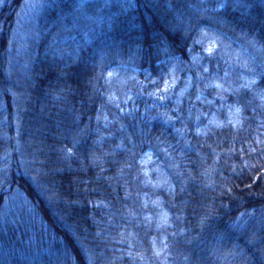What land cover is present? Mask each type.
I'll list each match as a JSON object with an SVG mask.
<instances>
[{
	"label": "trees",
	"instance_id": "trees-1",
	"mask_svg": "<svg viewBox=\"0 0 264 264\" xmlns=\"http://www.w3.org/2000/svg\"><path fill=\"white\" fill-rule=\"evenodd\" d=\"M0 264H264V0H0Z\"/></svg>",
	"mask_w": 264,
	"mask_h": 264
},
{
	"label": "rangeland",
	"instance_id": "rangeland-1",
	"mask_svg": "<svg viewBox=\"0 0 264 264\" xmlns=\"http://www.w3.org/2000/svg\"><path fill=\"white\" fill-rule=\"evenodd\" d=\"M202 35L197 39L199 43L204 42L206 43L205 47L207 49H211V52L213 50L215 51L216 49H221L222 52H225L226 55H229L232 58H236L240 60L239 62L237 61V64L244 65L246 66L248 63H246L240 56V53L236 48L231 47L229 44L226 43V45L223 43V35L221 36L219 31L214 30V29H203L201 31ZM201 57V56H200ZM240 58V59H239ZM194 60H199L200 58H196L193 56ZM245 63V64H244ZM233 64V63H232ZM239 73L240 78H243L245 76V72L243 70L237 71V74ZM238 77H235L233 80H237ZM146 163L151 159V155L149 153L147 154Z\"/></svg>",
	"mask_w": 264,
	"mask_h": 264
},
{
	"label": "snow or ice",
	"instance_id": "snow-or-ice-1",
	"mask_svg": "<svg viewBox=\"0 0 264 264\" xmlns=\"http://www.w3.org/2000/svg\"><path fill=\"white\" fill-rule=\"evenodd\" d=\"M208 51H211V49L209 48Z\"/></svg>",
	"mask_w": 264,
	"mask_h": 264
}]
</instances>
